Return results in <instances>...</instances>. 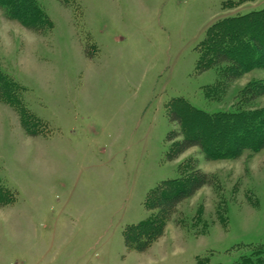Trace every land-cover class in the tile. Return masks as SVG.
<instances>
[{
	"label": "rangeland",
	"instance_id": "rangeland-1",
	"mask_svg": "<svg viewBox=\"0 0 264 264\" xmlns=\"http://www.w3.org/2000/svg\"><path fill=\"white\" fill-rule=\"evenodd\" d=\"M37 2L52 22L39 32L0 9V67L45 124L30 136L0 102V181L14 198L0 207V264H231L263 248L264 147L168 160L166 135L179 129L169 119L179 98L207 112L264 107V94L239 93L264 68L223 90L210 87L223 65L195 68L210 24L264 0ZM191 163L212 184L178 203L146 250L127 249L124 228L152 213L148 192Z\"/></svg>",
	"mask_w": 264,
	"mask_h": 264
},
{
	"label": "trees",
	"instance_id": "trees-1",
	"mask_svg": "<svg viewBox=\"0 0 264 264\" xmlns=\"http://www.w3.org/2000/svg\"><path fill=\"white\" fill-rule=\"evenodd\" d=\"M0 9L7 19L35 32L52 26L37 0H0ZM197 46V72L223 65L218 71L219 79L210 86L212 89L222 86L223 90L227 82L241 73L264 68V8L214 21L206 28ZM219 81L224 84H218ZM22 91L23 87L0 67V102L17 112L26 134L35 136L40 134L36 131L38 125L44 123L25 107L21 100ZM239 93L246 102L254 100L264 94V81L251 80ZM169 119L179 129H172L166 135L168 160L178 158L191 147H198L210 159L234 158L244 149L257 151L264 147V107L207 112L179 98L169 106ZM212 182L208 173L191 163L185 174L164 180L154 187L144 199L145 208L152 213L134 226L124 228V246L136 251L146 250L162 235L178 203ZM13 199L0 181V207ZM231 264H264V247L251 249Z\"/></svg>",
	"mask_w": 264,
	"mask_h": 264
}]
</instances>
